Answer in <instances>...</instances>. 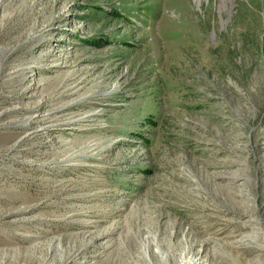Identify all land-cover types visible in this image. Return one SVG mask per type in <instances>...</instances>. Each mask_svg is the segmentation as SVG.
Instances as JSON below:
<instances>
[{"label": "rangeland", "instance_id": "1", "mask_svg": "<svg viewBox=\"0 0 264 264\" xmlns=\"http://www.w3.org/2000/svg\"><path fill=\"white\" fill-rule=\"evenodd\" d=\"M0 49L11 243L109 264L145 219L227 239L226 189L264 231V0H0Z\"/></svg>", "mask_w": 264, "mask_h": 264}, {"label": "bare ground", "instance_id": "2", "mask_svg": "<svg viewBox=\"0 0 264 264\" xmlns=\"http://www.w3.org/2000/svg\"><path fill=\"white\" fill-rule=\"evenodd\" d=\"M4 50L0 49V54ZM1 59V58H0ZM1 66V64H0ZM4 87L13 88L14 80L8 79L3 83ZM3 85L0 88H3ZM16 88V87H15ZM3 90V89H2ZM14 94V91H10ZM94 115V114H93ZM29 118L27 122H33ZM49 121V120H48ZM85 121V120H84ZM45 123L47 121L44 120ZM71 122V121H70ZM17 123V122H16ZM12 122L9 126L16 124ZM42 123V122H41ZM75 123V122H74ZM78 124V123H77ZM72 125V124H71ZM67 126V125H66ZM52 127V125H51ZM44 129V128H43ZM1 154L8 155V151ZM15 152V148L11 153ZM22 164V163H21ZM26 164V163H25ZM21 166V165H20ZM13 176V182L0 187V200L5 199V206L0 209V226L8 225L12 228L19 226V223L28 222L26 216L29 212L27 208H17L8 210L12 205H18L23 202V197L14 189V182L17 179L26 180L25 176ZM224 202L220 208L225 211V214L230 217V220L224 221L225 230L222 234H227V239H216L208 237V233L213 230L212 227H205L201 230L198 226H190L189 231L182 236V231L178 228L177 221H170L168 224H162L160 219L151 220L149 224L147 219L141 220L134 229L136 232L145 233V238L140 243L139 250L128 244L129 236H126L118 247L116 256H110V259L105 263L109 264H264V231L262 226L254 230L250 228L257 223L253 219V210L250 204L245 203L244 199L248 195L233 192L230 189L223 191ZM220 195V193H219ZM7 210V211H6ZM18 217V218H17ZM16 218L13 221L9 219ZM146 228H143L145 227ZM143 229V230H142ZM242 233L244 236H236L235 234ZM40 234V233H38ZM241 234V235H242ZM194 235L200 237L199 242L194 239ZM14 233H6L0 227V264H67L68 261H73L79 264H89V261L79 262V257L85 252L74 247L56 248L53 240L49 246L45 248V244H34L30 248L23 247V244L28 243L29 237L23 236V239H17L11 243ZM212 236V235H211ZM43 249V256L30 257L29 253H39ZM159 249V252H156ZM54 252L56 255L54 256ZM65 253L66 259H59V253ZM180 252V253H179Z\"/></svg>", "mask_w": 264, "mask_h": 264}]
</instances>
